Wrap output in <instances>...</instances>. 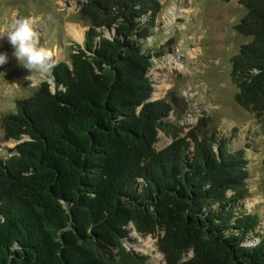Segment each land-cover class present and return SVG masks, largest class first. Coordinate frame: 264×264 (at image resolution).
I'll use <instances>...</instances> for the list:
<instances>
[{"label": "trees", "instance_id": "1", "mask_svg": "<svg viewBox=\"0 0 264 264\" xmlns=\"http://www.w3.org/2000/svg\"><path fill=\"white\" fill-rule=\"evenodd\" d=\"M239 3L235 30L250 40L231 58L234 100L264 138V0ZM76 6L82 43L52 56L2 115L15 145L0 158V264H149L129 249L135 233L156 232L166 264H264V215L248 207L250 144L235 148L237 128L206 129L203 119L179 136L188 102L152 98L164 5ZM160 131L172 141L158 149Z\"/></svg>", "mask_w": 264, "mask_h": 264}, {"label": "rangeland", "instance_id": "2", "mask_svg": "<svg viewBox=\"0 0 264 264\" xmlns=\"http://www.w3.org/2000/svg\"><path fill=\"white\" fill-rule=\"evenodd\" d=\"M162 33L153 41L166 53L157 60L151 71L154 80L153 100L170 99L173 95L190 105L178 122L179 136H185L200 121L206 129L215 126L225 134L234 128V147L249 145L252 178L248 207H258L264 215V169L262 157L264 138L252 112L241 108L234 100L236 86L231 79V58L243 43L250 39L239 34L235 25L246 14L239 0H160ZM77 0H0V32L18 17L33 20L40 44L57 59L66 57V47L72 41L82 43L72 28L85 26L73 22ZM84 35V34H83ZM171 49V50H169ZM6 36L0 37V53L8 60L0 65V158L8 155L15 143L5 138L2 115L15 112L17 101L28 97L33 87L44 78L45 71H29L20 66L12 55ZM172 141V136L159 132L158 149ZM246 143V145H245ZM264 223V221H263ZM160 232L142 236L130 247L149 264H166L157 247ZM189 256V255H188Z\"/></svg>", "mask_w": 264, "mask_h": 264}, {"label": "clouds", "instance_id": "3", "mask_svg": "<svg viewBox=\"0 0 264 264\" xmlns=\"http://www.w3.org/2000/svg\"><path fill=\"white\" fill-rule=\"evenodd\" d=\"M3 36H6L13 49V57L20 66L29 71V74L33 71L42 73L53 66L52 53L40 44L31 18L24 16L16 18L6 30L0 32V37ZM7 60V55L0 53V65Z\"/></svg>", "mask_w": 264, "mask_h": 264}, {"label": "bare ground", "instance_id": "4", "mask_svg": "<svg viewBox=\"0 0 264 264\" xmlns=\"http://www.w3.org/2000/svg\"><path fill=\"white\" fill-rule=\"evenodd\" d=\"M72 31L74 33L75 36H77L78 38H83V31L81 27H73Z\"/></svg>", "mask_w": 264, "mask_h": 264}]
</instances>
